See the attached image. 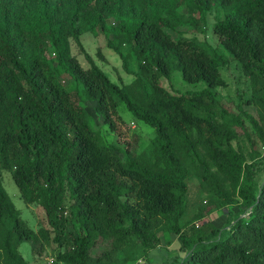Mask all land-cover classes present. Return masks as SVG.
Returning a JSON list of instances; mask_svg holds the SVG:
<instances>
[{
    "label": "trees",
    "instance_id": "1",
    "mask_svg": "<svg viewBox=\"0 0 264 264\" xmlns=\"http://www.w3.org/2000/svg\"><path fill=\"white\" fill-rule=\"evenodd\" d=\"M203 1L227 12L213 33L249 80L248 104L264 113V0ZM158 5L0 0V173H10L24 203L42 208L48 226L38 233L27 228L0 179V264H27L17 248L38 235H52L62 249L59 263L110 264L133 240L144 250L158 247L160 232L178 235L179 251L186 254L179 264H264V183L257 184L246 154L233 145L237 135L226 113L219 111V121L213 112L215 90L227 83L215 59L196 43L172 39L166 30L174 29L176 13L161 14ZM109 18L139 62L130 86L112 82L80 41L84 34L104 33ZM107 46L125 69L120 48L110 41ZM46 51L54 54L56 67ZM60 70L94 102L111 132H117L121 103L150 126L148 156L105 144L61 85ZM173 71L183 82L205 87L167 91L159 78L170 80ZM238 110L259 130L251 115ZM233 122L242 126L238 117ZM188 165L212 199L210 210L242 208L228 214V232L211 223L181 225ZM99 246L104 249L93 255Z\"/></svg>",
    "mask_w": 264,
    "mask_h": 264
},
{
    "label": "rangeland",
    "instance_id": "2",
    "mask_svg": "<svg viewBox=\"0 0 264 264\" xmlns=\"http://www.w3.org/2000/svg\"><path fill=\"white\" fill-rule=\"evenodd\" d=\"M157 9L161 14L172 9L176 13L174 29L166 30L172 39L183 38L193 41L220 66L221 76L227 86L215 90L216 102L212 105L213 112L219 121V111L226 113V118L231 121L230 127L237 135L233 145L240 147L246 154L248 163L255 172L256 182L260 186L264 183V113L251 103L248 104L251 99L249 80L243 75L240 65L232 60L220 44L217 35L213 33V26L225 21L227 12L215 3H204L203 0H159ZM115 27L114 20L109 18L104 33L99 31L93 34L87 33L80 37V41L93 64L112 82L130 86L134 79L133 73L139 71V62L124 37L115 34ZM109 41L118 46L123 53L125 69L122 60L108 48ZM73 52L84 67L88 66L77 48ZM44 55L51 62L52 67H56L54 54L46 51ZM58 73L61 85L70 92L72 101L85 110L91 128L99 134L105 144L119 149L128 148L134 156L148 153L150 140L154 138V131L150 126L136 120L121 103L117 107L120 117V120H116L117 132H111L103 125L101 117L95 113L94 102L82 96L81 89L74 86L66 73L62 70ZM159 83L167 91L177 93L196 92L205 87L203 84L189 85L183 82L178 71L172 72L170 80L160 77ZM238 106L255 119L259 130L253 128L246 115L238 110ZM233 117H238L242 126L235 124ZM118 155L122 157L121 153ZM188 171L186 210L181 225L188 227L191 223L194 225L211 223L221 233L228 232L229 227L225 228L228 214L230 212L237 214L242 208L233 206L210 210L212 199L202 192L193 166L188 165ZM0 179L4 190L19 212L22 223L35 233L47 229L44 211L37 204L29 205L22 201L10 173L1 171ZM65 203L69 204L67 199ZM158 237L159 245L152 250H144L136 241H131L113 256V262L110 264H179L184 260L186 254L179 251L178 235L160 232ZM17 249L27 264H63L56 261V255L62 249L52 241V235L46 240L38 235L34 241L22 242ZM103 249L104 246H99L93 251V255H98Z\"/></svg>",
    "mask_w": 264,
    "mask_h": 264
}]
</instances>
